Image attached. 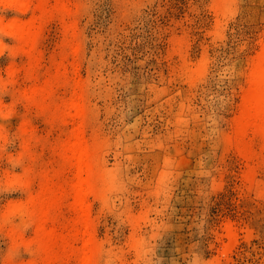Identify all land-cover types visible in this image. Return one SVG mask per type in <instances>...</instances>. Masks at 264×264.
<instances>
[{
    "label": "rangeland",
    "instance_id": "rangeland-1",
    "mask_svg": "<svg viewBox=\"0 0 264 264\" xmlns=\"http://www.w3.org/2000/svg\"><path fill=\"white\" fill-rule=\"evenodd\" d=\"M263 47L264 0H0V264H264Z\"/></svg>",
    "mask_w": 264,
    "mask_h": 264
},
{
    "label": "bare ground",
    "instance_id": "bare-ground-1",
    "mask_svg": "<svg viewBox=\"0 0 264 264\" xmlns=\"http://www.w3.org/2000/svg\"><path fill=\"white\" fill-rule=\"evenodd\" d=\"M16 37L23 45H31L34 43V32L30 26L20 27L17 31ZM41 89L35 92L36 100L42 96ZM241 118L240 136L244 137L246 130L258 123L264 122V47L260 52L255 63L252 78L251 88L246 93ZM68 157L75 161L77 166L79 180L75 186V203L76 207L83 211L86 206V198L93 185L91 177L87 178V171L92 168L93 154L81 143L71 145L68 149ZM50 193V191H49ZM56 201L47 193H43L34 203V206H40L43 209L39 224V230L42 229L43 224L49 219L50 211L55 206ZM40 237L45 246L53 243L54 238L45 233H40ZM87 259V255L85 256Z\"/></svg>",
    "mask_w": 264,
    "mask_h": 264
}]
</instances>
